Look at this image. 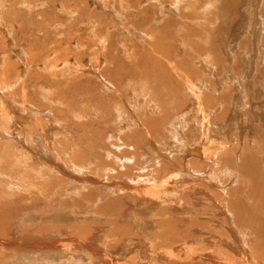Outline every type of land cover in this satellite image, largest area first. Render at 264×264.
Masks as SVG:
<instances>
[{"label": "rangeland", "instance_id": "374dc122", "mask_svg": "<svg viewBox=\"0 0 264 264\" xmlns=\"http://www.w3.org/2000/svg\"><path fill=\"white\" fill-rule=\"evenodd\" d=\"M0 83V264H231L248 207L264 249V0H0Z\"/></svg>", "mask_w": 264, "mask_h": 264}, {"label": "bare ground", "instance_id": "6f19581e", "mask_svg": "<svg viewBox=\"0 0 264 264\" xmlns=\"http://www.w3.org/2000/svg\"><path fill=\"white\" fill-rule=\"evenodd\" d=\"M250 1V0H249ZM253 1V0H252ZM255 1V0H254ZM257 1V0H256ZM213 2V1H212ZM256 3V2H255ZM198 4V3H197ZM127 5V4H126ZM207 5H205V7H206ZM255 6H257V5H255ZM128 7V6H127ZM162 8H163V6H161ZM165 7V6H164ZM167 7V6H166ZM179 7V6H178ZM195 7V6H194ZM208 7V6H207ZM206 7V8H207ZM247 7V6H246ZM198 8V7H197ZM195 9H196V7H195ZM218 10V9H217ZM133 12V11H132ZM192 13H193V11H192ZM205 13V12H204ZM208 13V12H207ZM134 14V13H133ZM163 14V13H162ZM191 18V17H190ZM204 20V19H203ZM215 23H216V21H215ZM145 52V51H144ZM247 55V54H246ZM110 58V57H109ZM131 59V58H130ZM137 61V60H136ZM204 61V60H203ZM163 62V61H162ZM168 66V65H167ZM171 66V65H170ZM173 67V66H172ZM168 68H169V66H168ZM167 68V69H168ZM157 70H159V69H157ZM169 71H170V73L169 72H165V73H168V74H172V70H170V69H168ZM139 71V70H138ZM243 71V70H242ZM185 73V72H184ZM242 73V72H241ZM139 74V73H138ZM186 74V73H185ZM232 74V73H231ZM188 75V74H187ZM186 75V76H187ZM223 75V74H222ZM170 76V75H169ZM168 76V77H169ZM144 77V76H143ZM142 77V78H143ZM147 77V76H146ZM184 77V76H183ZM225 78H226V76H224ZM140 78V77H139ZM187 79V78H186ZM222 79H224V78H222ZM216 80H218V79H216ZM215 80V81H216ZM184 82H185V80H184ZM189 82V81H188ZM188 82H185V83H187L188 84ZM1 84V83H0ZM225 84V83H224ZM231 84H233V83H231ZM10 86V85H9ZM1 87V86H0ZM189 87V92H190V94L192 95V97L194 98V102L193 103H197L198 104V108L199 109H201V107H200V105H203V103L201 102V97H200V92L198 93V91H196V90H194L195 89V87H194V89H193V87L191 86V85H189L188 86ZM228 90V89H227ZM230 91V90H229ZM223 96V95H222ZM199 101H198V100ZM231 102L233 103V105L236 107V105H237V103H238V105L239 106H242L243 105V103H244V101H242V99H240L239 97H233V99H231ZM202 103V104H201ZM1 106V105H0ZM197 108V109H198ZM4 109V108H3ZM28 110V109H27ZM198 111V110H197ZM33 113V112H32ZM197 113V112H196ZM3 114H4V112H3ZM201 114V113H200ZM204 114V113H203ZM3 116V115H2ZM9 116V115H8ZM182 116V115H181ZM209 116V115H208ZM4 118V117H3ZM2 119V118H1ZM206 119H207V117H206ZM221 119H222V117H221ZM6 120V119H5ZM230 120V119H229ZM229 120H227L226 121V119H224V120H220V122L219 123H211L210 122V125H208L207 124V130H209V131H216V133L217 132H220V131H223L224 129H226V128H229L230 127V124L229 123H232V124H234V121L233 120H230L231 122H229ZM197 121V120H196ZM244 121V120H243ZM173 122V121H172ZM241 122H242V120H241ZM205 123V122H204ZM238 123V122H237ZM173 124H174V122H173ZM187 124V123H186ZM235 124H236V122H235ZM150 125V124H149ZM204 125V124H203ZM202 125V126H203ZM8 126V125H7ZM179 126V125H178ZM197 126V125H196ZM198 126H199V124H198ZM219 126V127H218ZM183 127V126H182ZM188 127V126H187ZM145 128V127H144ZM200 128H202V127H200ZM203 129V128H202ZM149 131V130H148ZM207 132V131H206ZM201 133H203V132H201ZM147 134V133H146ZM173 134V133H172ZM205 134V133H204ZM218 135V134H217ZM138 136V135H137ZM209 135L207 134L205 137L207 138ZM212 137H214L213 135H212ZM135 138H137V137H135ZM210 138H211V136H210ZM139 139V138H138ZM132 140V139H131ZM146 140V142H144L145 144H144V147L146 148V152H148V151H153L154 149H153V147L152 146H150L151 145V143L149 144V142H148V140H147V138L145 139ZM145 140H143V141H145ZM149 140H151V139H149ZM204 140V139H203ZM206 140V139H205ZM180 141V140H179ZM202 141V140H201ZM152 142V141H151ZM157 142V141H156ZM209 142H212V141H209ZM155 143V142H154ZM213 143V142H212ZM231 143V142H230ZM226 144V142H217L216 143V145H214L215 146V148L214 149H209V148H207L206 146H205V143H204V145H203V141L200 143V146H202V147H198L197 145H194V146H192V147H189L188 148V154H190V156H192V158H197V156H198V158L199 157H203L204 159H207V158H210V157H214L215 158V156H216V158H218L217 159V162H216V165H217V167L218 166H220V165H228V166H230V163H231V160H233L232 161V164H234V168L236 167V164L239 162V159H238V156L236 157L237 159L235 160V155H234V153H233V156H232V152H231V154H229V155H223L222 153H221V150H223V148H224V150L227 148V146H229V145H225ZM213 145V144H212ZM123 146V145H122ZM133 146H135V145H133ZM133 148V147H132ZM155 148V147H154ZM229 148V147H228ZM135 149H136V147H135ZM232 151H234V150H232ZM236 151V150H235ZM146 152H144L143 153V157H142V165H140V168H142V169H144V167H143V165L144 164H146V163H148L149 161L150 162H152L153 160V162L151 163V165H155V162H160V160L161 159H163L162 157H164L163 155H161V157H154L153 155H151L150 153H146ZM155 152V151H154ZM224 152V151H223ZM220 153V154H219ZM226 153H228V152H226ZM157 155H160L158 152H157ZM225 157V159H226V162H227V164L226 163H224V164H220V163H223V162H221L224 158H222V157ZM140 157V156H139ZM202 158V159H203ZM240 158V157H239ZM144 159V160H143ZM167 159V158H166ZM128 160V159H127ZM139 161V160H138ZM236 161H238V162H236ZM241 165V164H240ZM146 166V165H145ZM155 166H157V165H155ZM129 167V166H128ZM241 166H239V168H240ZM214 168H216V167H214ZM236 169V168H235ZM147 170V169H146ZM168 170V169H167ZM239 171V170H238ZM120 172V171H119ZM147 172V171H146ZM221 172V171H220ZM115 174V173H114ZM117 174V173H116ZM167 174V173H166ZM119 175H120V173H119ZM118 175V176H119ZM125 176H128V175H125ZM132 176V175H131ZM135 175H133L132 177H134ZM137 176V175H136ZM135 176V177H136ZM169 176V175H168ZM171 176V175H170ZM137 178H139V177H137ZM123 179V178H122ZM129 179H130V177H129ZM164 179V178H163ZM166 179V178H165ZM124 180V179H123ZM133 180V179H132ZM131 180H129V182H130ZM166 181L167 180H163L161 183H160V188H161V186H163L165 183H166ZM132 182V181H131ZM142 182V181H141ZM122 183V182H121ZM120 183V184H121ZM133 183V182H132ZM136 183V182H135ZM126 185H127V183H126ZM118 186V185H117ZM128 186V185H127ZM264 186V185H263ZM136 187V186H135ZM145 187V186H144ZM111 188H114V187H111ZM108 189V188H107ZM113 190H115V189H113ZM112 190V191H113ZM128 190V189H127ZM131 190V189H130ZM109 191V190H108ZM116 191V190H115ZM114 191V192H115ZM118 191H119V189H118ZM123 191V190H122ZM198 191V190H197ZM132 192V191H131ZM137 192V191H136ZM97 193V192H96ZM110 193V192H109ZM127 193V192H126ZM117 194V193H116ZM132 194V193H131ZM156 194V196H151L149 193H148V196H149V198H150V200L152 199L155 203H161L163 200H161L162 199V197L160 196L159 197V195H157L158 193L157 192H155L154 193V195ZM262 195V194H261ZM215 196V195H214ZM152 197V198H151ZM253 198H255L254 197V195L252 196ZM258 197V196H257ZM109 198V197H108ZM260 198V197H259ZM217 201V200H216ZM221 201V200H220ZM219 201V202H220ZM165 202V201H164ZM256 202V201H255ZM225 203V202H224ZM224 203L222 204V205H224ZM226 205H227V207L226 208H229L230 209V204H229V202H227V203H225ZM249 206H251V205H249ZM224 206H222V208H223ZM225 208V207H224ZM232 208V207H231ZM249 209V211H246L245 209H240V210H238V211H235L236 213H232V210H231V214H230V216L231 215H233V218H232V220L234 219L235 220V217L237 216V214L238 213H240L242 216H241V220L243 219L244 221H245V223H243V224H247L248 225V222L250 223L251 221H249V219H251L250 217H249V213L251 212L250 210H252V209H250V207H248ZM253 208V207H252ZM264 209V208H263ZM227 210V209H226ZM228 211V210H227ZM252 213V212H251ZM239 214V215H240ZM239 215H238V217H239ZM244 215H246V216H244ZM248 215V216H247ZM237 217V218H238ZM249 217V218H248ZM252 217V216H251ZM262 218V216H260L259 217V219H261ZM195 219V218H194ZM227 219H228V225H229V229H228V234L225 236L224 235V237H223V239H221L220 237H217V238H215L218 242L217 243H219L220 242V244H222V245H226V246H228L227 248H228V250L229 249H231V248H235L236 247V244H238V250H239V248L241 249V250H239L241 253H242V255H239V256H234L233 257V255H235V253L234 254H230L229 253V251L228 252H225V254H226V257L227 258H229V260H228V262L230 261V263L231 264H236L235 262H240L241 264H248V262H250V260H249V257H248V255H247V252L249 251L250 253L251 252H253L254 254H253V256H252V258H251V260H253V263L252 262H250L251 264H257V261L259 262L260 261V263H263L264 264V249H262L261 251L258 249V251H255L252 247H251V245L249 244V240H248V237H249V235L251 234H249V232L247 231V230H245V229H242L241 228V225L239 226V224H237V223H233L232 222V220H231V217H228V213H227ZM226 218H225V220H227ZM258 219V220H259ZM55 220V219H54ZM63 220V219H62ZM252 220V219H251ZM254 220H255V218H254ZM236 221H237V219H236ZM262 221H264V218L262 219ZM238 222V221H237ZM259 223H260V221H259ZM264 223V222H263ZM233 224H237L236 226L237 227H235ZM243 224H242V226H243ZM252 224H253V222H252ZM262 224V223H261ZM193 225V224H192ZM247 225H246V227H247ZM249 226V225H248ZM192 227V226H191ZM259 230V229H258ZM255 231V230H254ZM221 232V231H220ZM256 232V231H255ZM253 234V233H252ZM254 235V234H253ZM189 237V236H188ZM231 239V240H230ZM228 240H230L231 242H229ZM255 240V239H254ZM263 240V239H262ZM143 243H138V244H136V246L137 247H143ZM129 247V246H128ZM145 247V246H144ZM191 248V247H190ZM39 249H41V250H43L44 252V254H47V251L48 252H50L51 254H56V252L53 250L54 248L53 247H51V246H49V243H47V245H45V247H39ZM45 249H46V251H45ZM185 251H188V249L187 250H185ZM204 251V250H203ZM198 252V251H197ZM196 251H193V250H191V249H189V253H190V256L191 257H193V259H195V257H196V255H198L199 253H197ZM208 252V251H207ZM222 252H224V251H222ZM231 252V251H230ZM235 252V251H234ZM41 254V253H40ZM61 254H63V253H60L59 255H57V256H62ZM201 254H203V252H201L197 257H199L200 258V255ZM211 253H209L208 252V255H210ZM219 257H221V256H219ZM208 258V257H207ZM137 259V258H136ZM201 259V258H200ZM219 259H221V258H219ZM100 260V259H99ZM212 260V259H211ZM235 262H234V261ZM224 261V260H223ZM41 262V261H40ZM44 262V261H43ZM131 262V261H130ZM210 262V261H209ZM215 262V261H214ZM52 263V262H51ZM61 263V262H60ZM73 263V262H72ZM195 263V262H194ZM217 264H218V262H216ZM50 264V263H49ZM80 264V263H79ZM193 264V263H192ZM212 264H213V262H212ZM227 264V263H226ZM229 264V263H228Z\"/></svg>", "mask_w": 264, "mask_h": 264}]
</instances>
